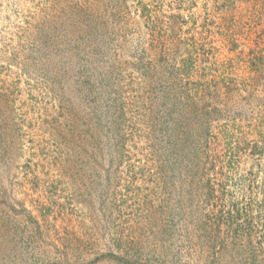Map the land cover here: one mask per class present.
<instances>
[{
    "label": "rangeland",
    "instance_id": "obj_1",
    "mask_svg": "<svg viewBox=\"0 0 264 264\" xmlns=\"http://www.w3.org/2000/svg\"><path fill=\"white\" fill-rule=\"evenodd\" d=\"M0 264H264V0H0Z\"/></svg>",
    "mask_w": 264,
    "mask_h": 264
}]
</instances>
